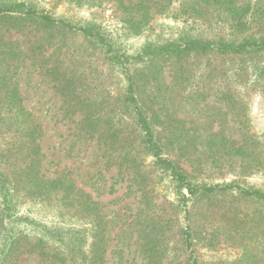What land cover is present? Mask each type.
Segmentation results:
<instances>
[{
	"label": "rangeland",
	"instance_id": "374dc122",
	"mask_svg": "<svg viewBox=\"0 0 264 264\" xmlns=\"http://www.w3.org/2000/svg\"><path fill=\"white\" fill-rule=\"evenodd\" d=\"M20 1L98 27L129 55L228 34L224 8L214 0H148L146 11L118 0H0V6ZM250 1L264 8V0ZM251 59L264 64V53H189L130 65L139 104L159 117L154 139L195 182L264 192V81ZM237 65L246 67L241 83L228 77ZM227 91L235 94L234 106ZM125 92L119 67L80 31L35 15L0 18V169L16 213L28 217L19 226L29 233L22 244L45 226L55 231L47 239L53 252L68 253L80 236L87 253L104 249L100 264H191L192 257L195 264H264V201L229 189L188 196L183 205L154 164ZM221 136L224 145L216 142ZM241 145L243 154L234 151ZM77 191L88 195L83 204L95 202V218L71 207ZM8 264L61 263L22 250Z\"/></svg>",
	"mask_w": 264,
	"mask_h": 264
},
{
	"label": "trees",
	"instance_id": "16d2710c",
	"mask_svg": "<svg viewBox=\"0 0 264 264\" xmlns=\"http://www.w3.org/2000/svg\"><path fill=\"white\" fill-rule=\"evenodd\" d=\"M118 1L121 6L129 8V10L143 9L146 11V8L148 7L146 3L148 0H143L144 2L140 1L131 5H125L122 0ZM200 1L208 2L210 0ZM214 2L222 5L224 8V13H226L224 19L227 20V36L221 35L215 37L214 40L209 41L188 38L180 42L168 43L165 45H148L135 55H129L126 52L116 48L114 43L110 41L98 27L93 25H76L63 19L53 18L41 10L36 9L31 5H27L22 1L1 5L0 18L8 16L16 19L18 17H30L35 15L48 25L65 26L68 29L80 31L86 38H89V40L92 42L100 45L107 59L110 62L115 63L122 72L126 81L124 100L131 108V112L135 118L136 124L142 133L145 146L153 157L154 164L158 166L164 173H166L167 177L171 180L175 187V191L179 194L182 201H184L182 202L183 205H185V200L188 196H193L198 193L208 194L215 191H224L229 189H237L242 195L251 197L257 201H264V192H262L260 189L244 188L236 182L225 184L215 183L212 185L195 182L189 178L185 171L180 169L173 159L165 156L163 153V147L160 146L154 139V123L159 120V117L156 115L153 116V114L152 117L151 115H147L146 111L143 110L139 104V97L135 89L136 85L130 72V65L134 61H150L158 56H162L166 59L172 57L173 55L176 56L189 53L211 54L214 56L264 53V29L262 28V26L264 27V8L255 7L253 9L250 4V0L246 1L245 4L240 5L238 3L239 0H214ZM258 2L259 0L257 2L255 1V3ZM250 61L251 67L258 72L259 76L262 77L264 81V64L258 62L255 59H251ZM245 68L246 67L243 65H237L234 68V71L229 73L228 77L231 79V77L234 76V79L238 80V75ZM254 81H258L256 77L254 78ZM237 82L241 83L240 80ZM224 94H226L225 99L228 100L229 105L234 106L237 102L235 94L230 91H227ZM227 95L229 97H227ZM22 110L23 109L20 108V111L18 110L16 114ZM86 123L87 125H92L90 117L86 119ZM35 131V129H32L30 132H28V134L31 135ZM216 140V142L220 145H224L226 142L225 136H221ZM251 146L255 145L251 144ZM234 151L243 154L245 149L241 145ZM230 152L234 153L233 151ZM222 155L224 154L222 153ZM55 181L56 180H51L46 181L45 183H53ZM75 194L76 195H74L72 199L69 200L71 207H73L74 210L79 213L86 212L87 214H93L95 218L97 215L94 212L96 209L95 202L88 200L85 201L87 204H83V196L87 197L88 195L81 196V191H77ZM79 195L81 198H79ZM15 208V203L12 200V185L10 184L8 177L0 169V264H8V261L10 262V258L14 255V253L22 250L29 252L36 251L42 258H49L52 261H59L61 264L101 263L104 249L102 247H92V249L87 253V251L81 247L83 240L80 236L74 238L77 239L78 243H73L68 253H61L56 250L53 252V248L48 245L47 239L51 237L55 231L52 228H47L45 226H43L44 233H42V235L38 237L35 236V238H33L34 242L28 243L27 246H24L21 240L29 237V233L24 234V231L19 226L22 221L26 222L28 217L17 214ZM28 223L33 222L29 221ZM93 235H95V233H93ZM183 239L186 248L192 252V241L190 239V232L187 228H185L183 231ZM191 264H195V259L193 257Z\"/></svg>",
	"mask_w": 264,
	"mask_h": 264
}]
</instances>
